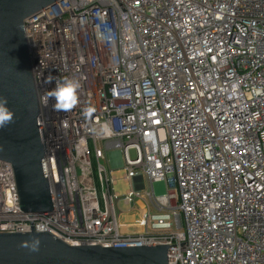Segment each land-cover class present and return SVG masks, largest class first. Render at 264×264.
<instances>
[{
	"label": "built area",
	"instance_id": "built-area-1",
	"mask_svg": "<svg viewBox=\"0 0 264 264\" xmlns=\"http://www.w3.org/2000/svg\"><path fill=\"white\" fill-rule=\"evenodd\" d=\"M25 30L53 202L36 231L169 244L168 264H264V0H59ZM66 82L76 103L57 110ZM31 230L0 159V232Z\"/></svg>",
	"mask_w": 264,
	"mask_h": 264
},
{
	"label": "water",
	"instance_id": "water-1",
	"mask_svg": "<svg viewBox=\"0 0 264 264\" xmlns=\"http://www.w3.org/2000/svg\"><path fill=\"white\" fill-rule=\"evenodd\" d=\"M57 1L0 0V100L11 116L0 122V159L13 165L20 207L32 224L28 232H0V264H168L169 244L72 245L34 228L32 213L51 211L53 202L25 20Z\"/></svg>",
	"mask_w": 264,
	"mask_h": 264
},
{
	"label": "clouds",
	"instance_id": "clouds-1",
	"mask_svg": "<svg viewBox=\"0 0 264 264\" xmlns=\"http://www.w3.org/2000/svg\"><path fill=\"white\" fill-rule=\"evenodd\" d=\"M78 88V83L66 82L64 86L58 87L54 90L53 94L57 99V110H69L71 107L75 106ZM6 103V100H0V122L11 119V116L7 114L8 110L3 107Z\"/></svg>",
	"mask_w": 264,
	"mask_h": 264
},
{
	"label": "rangeland",
	"instance_id": "rangeland-1",
	"mask_svg": "<svg viewBox=\"0 0 264 264\" xmlns=\"http://www.w3.org/2000/svg\"><path fill=\"white\" fill-rule=\"evenodd\" d=\"M131 154L134 156L135 152L134 151H131ZM118 179H119V183L117 185V189H118V192H120L121 194H124L129 186V184H127L126 182H124L123 180V174H124V171L122 169H118L115 171ZM154 189H155V193L156 195L160 196V195H163V194H166L167 193V186H166V182L163 181V180H160V181H156L154 183ZM120 209L122 210V215H121V222H129V223H132V222H136L139 217H140V213H134L132 210H133V207L132 205H126L124 204L123 202H120Z\"/></svg>",
	"mask_w": 264,
	"mask_h": 264
},
{
	"label": "crops",
	"instance_id": "crops-1",
	"mask_svg": "<svg viewBox=\"0 0 264 264\" xmlns=\"http://www.w3.org/2000/svg\"><path fill=\"white\" fill-rule=\"evenodd\" d=\"M132 211L134 213H138V214L140 213V210L138 209V206L133 207V210ZM140 221H141V215H140L139 219L136 222H132V223H129V222H126L125 223V222H123V224H125L126 226H129L131 228V230H139L140 229V227H139Z\"/></svg>",
	"mask_w": 264,
	"mask_h": 264
}]
</instances>
